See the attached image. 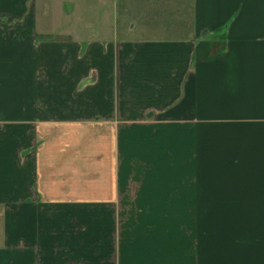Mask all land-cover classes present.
Returning <instances> with one entry per match:
<instances>
[{"label": "crops", "instance_id": "crops-1", "mask_svg": "<svg viewBox=\"0 0 264 264\" xmlns=\"http://www.w3.org/2000/svg\"><path fill=\"white\" fill-rule=\"evenodd\" d=\"M204 263L264 264V0H0V264Z\"/></svg>", "mask_w": 264, "mask_h": 264}, {"label": "rangeland", "instance_id": "rangeland-1", "mask_svg": "<svg viewBox=\"0 0 264 264\" xmlns=\"http://www.w3.org/2000/svg\"><path fill=\"white\" fill-rule=\"evenodd\" d=\"M172 218H173V217H172ZM174 218H175V217H174ZM210 218H211V217H205V216H204V217H203V222H204L205 224H210L212 221L216 220V218H214L213 220H210ZM226 218H227V217H219V218H218V220H219L218 223L225 224V222H226V221H225ZM236 218L239 219V220H241V219L238 218V217H236ZM176 220H177V219H176ZM206 233L209 234L208 231H205V232H204L205 235H206ZM223 233H224V235H222V234L220 233V235H219L220 238H221V237H225V238H226V236H227L226 232H223ZM220 241H221V240H220ZM223 241H224V240H223ZM204 261H206V259H204ZM204 264H205V263H204Z\"/></svg>", "mask_w": 264, "mask_h": 264}]
</instances>
